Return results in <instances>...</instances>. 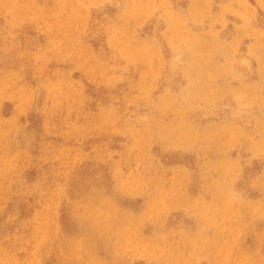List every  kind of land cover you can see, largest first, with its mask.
I'll return each instance as SVG.
<instances>
[{"label": "rangeland", "instance_id": "374dc122", "mask_svg": "<svg viewBox=\"0 0 264 264\" xmlns=\"http://www.w3.org/2000/svg\"><path fill=\"white\" fill-rule=\"evenodd\" d=\"M0 133V264H264V0H0Z\"/></svg>", "mask_w": 264, "mask_h": 264}, {"label": "bare ground", "instance_id": "6f19581e", "mask_svg": "<svg viewBox=\"0 0 264 264\" xmlns=\"http://www.w3.org/2000/svg\"><path fill=\"white\" fill-rule=\"evenodd\" d=\"M92 0H73V2H74V4L75 5H77V6H83L84 5V3H86V2H91ZM94 1V0H93ZM5 2H7V4L8 5H11L13 2H15V0H5ZM139 4H141V3H137L136 5L139 7ZM150 8H152V9H156L157 8V6H156V4L153 2V3H151L150 4V6H149ZM71 13H73V12H71ZM72 15V14H71ZM48 22H50V21H48ZM53 24V27H55V29L56 30H58V32H62L63 31V25H60V24H58V22L57 21H55V23H52ZM139 32V31H138ZM58 91V90H57ZM61 94H62V92L61 91H59V95L61 96ZM64 95V94H63ZM64 99H65V95H64ZM59 104V103H58ZM58 104H57V107H58ZM5 140V137H4V135L2 134V133H0V145H1V143H2V141H4ZM51 174H53V173H51ZM30 189H31V191L33 192V187H30ZM94 213V212H93ZM100 215V214H99ZM98 216V215H97ZM110 218V215L108 214V215H106V218H105V220H108ZM100 226L102 227H104V229L106 228V229H108L109 227V225L108 226H106V223L104 222V223H100ZM102 227V228H103ZM193 246H195L196 244H192ZM188 246V245H187Z\"/></svg>", "mask_w": 264, "mask_h": 264}]
</instances>
